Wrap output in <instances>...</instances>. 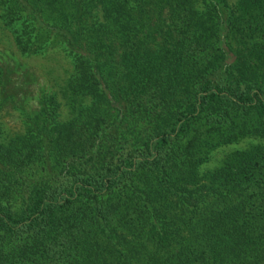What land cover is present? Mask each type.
Returning a JSON list of instances; mask_svg holds the SVG:
<instances>
[{
	"label": "trees",
	"instance_id": "trees-1",
	"mask_svg": "<svg viewBox=\"0 0 264 264\" xmlns=\"http://www.w3.org/2000/svg\"><path fill=\"white\" fill-rule=\"evenodd\" d=\"M0 24L70 64L0 127V264H264V144L201 170L264 138V0H0Z\"/></svg>",
	"mask_w": 264,
	"mask_h": 264
},
{
	"label": "rangeland",
	"instance_id": "rangeland-1",
	"mask_svg": "<svg viewBox=\"0 0 264 264\" xmlns=\"http://www.w3.org/2000/svg\"><path fill=\"white\" fill-rule=\"evenodd\" d=\"M234 2L235 0H229ZM0 63L8 72L7 91H14L15 100L0 110V127L8 134L22 130V109L35 107V98L42 89L58 92L59 85L67 76L70 64L62 51L51 48L43 55H22L13 41L12 33L0 24ZM10 79V80H9ZM62 117L68 115L65 105ZM264 144V138H245L236 144L214 150L201 170H212L224 157L235 149Z\"/></svg>",
	"mask_w": 264,
	"mask_h": 264
}]
</instances>
